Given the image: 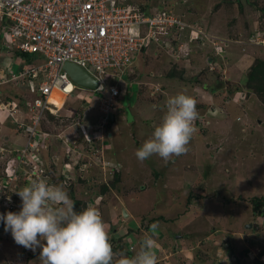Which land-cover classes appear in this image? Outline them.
Returning a JSON list of instances; mask_svg holds the SVG:
<instances>
[{"label": "rangeland", "instance_id": "rangeland-1", "mask_svg": "<svg viewBox=\"0 0 264 264\" xmlns=\"http://www.w3.org/2000/svg\"><path fill=\"white\" fill-rule=\"evenodd\" d=\"M124 1L127 5H148L153 12L168 8L182 13L185 20L200 26V31L208 37L207 42H190V37L196 38V33L189 32L186 40L174 49L169 45V50L162 51V44H154L150 51L156 50L157 53L153 57L138 53L130 68L105 70L106 85L117 86L121 94L115 104L116 120L102 136L91 127L99 118L96 109L102 93L76 88L75 95L63 97L62 102L70 106L76 102L78 107L86 108L88 114L83 121L86 123L65 125L61 122L56 126L45 117V128L55 133L57 139L63 130L71 127L75 134L69 137L75 140L80 137L81 127L90 124L87 126L86 148L81 151L70 146L71 152L76 151V158L71 153L68 155L66 150L74 161L80 151L83 162L78 159L76 163L86 166L79 170L75 163L67 165L63 162V140H55L51 146L44 143L38 152L39 162L35 164V171L28 170L35 161L31 156L25 164L18 166V172H24L23 177L18 173L15 176L11 174V179L6 177L9 193L6 188L0 194V214L21 210L22 201L17 199L21 198L15 192L33 180L44 179L49 183L39 168L46 170L48 165L53 166L50 157L53 156L56 159L52 185L62 186L70 198L69 186L73 185L82 201L90 202L100 211L113 247V240L121 239L118 240L119 245L125 243L126 236H130L126 245L135 255L140 251L142 238L151 235L156 241L153 250L157 264H254L264 246V218L255 220L249 199L252 193L253 196L264 197V104L254 94L250 98L245 96L242 81L251 65L257 59H264V30L258 31L264 16L256 9H264V0ZM188 9L194 10L195 15L189 14ZM200 35L199 39L202 33ZM0 46L1 76L7 77V68L11 64L16 65L12 76H19L24 67L39 65L43 60L38 55H31L32 62L26 63L17 57L9 36L1 26ZM5 70L6 73H2ZM89 71L96 73L91 66ZM216 73L220 74L222 84L218 86L217 83L220 90L216 96H209L202 85L211 84ZM193 77L200 78L198 88L195 84L199 83H194ZM13 83L6 86L14 87V91L18 88L17 95L31 93L29 83L24 93L21 81L15 82L14 86ZM178 93L196 97L199 118H205L206 134L197 127L198 118L194 122L196 131L186 154L169 162L158 156L139 162L136 150L151 138L154 128L162 122L167 111L166 101ZM58 95L61 96L60 93ZM88 95L95 96L90 105L83 99ZM203 103L205 107L201 106ZM61 107L57 106L58 109ZM8 109L0 104V122L4 121L0 123V172L7 171L10 158H15L16 154L19 156L14 159L15 163L21 161L18 152L22 154L28 142L26 133L17 129V123L9 122ZM239 109L247 113L234 122L231 114L237 118ZM22 110L19 107L17 112L22 115ZM63 115L66 117L64 112ZM81 139L84 140L82 136ZM58 154L60 158H57ZM113 166L121 172L118 190L111 189L107 195L96 197L91 186L98 194L101 185L114 179L115 172L110 170ZM60 169L68 170L65 182L58 177L61 176ZM8 198L15 202L10 204V210L6 203ZM152 224L157 225L154 232L147 227ZM132 227L140 232L130 234ZM226 242L235 247L233 254L223 245ZM246 249L249 250L247 254L244 253ZM199 250L200 256L197 257L195 254ZM41 251V248L32 251L17 245L10 232L0 230V264H40ZM34 252L37 254L33 259H26L28 253ZM261 261L264 263V258Z\"/></svg>", "mask_w": 264, "mask_h": 264}, {"label": "built area", "instance_id": "built-area-1", "mask_svg": "<svg viewBox=\"0 0 264 264\" xmlns=\"http://www.w3.org/2000/svg\"><path fill=\"white\" fill-rule=\"evenodd\" d=\"M0 25L14 50L43 59L39 65L24 67L19 76H12L14 80L20 79L26 90L29 83L28 90L35 95L30 116L32 124H17L19 129H25L28 142L20 154L21 161L13 166L14 176L18 166L31 156L35 161L28 170L35 171V164L39 162V155L33 150L37 128L46 112L54 111L55 105L50 101L53 90L71 97L78 88L63 70L65 64L74 63L88 71L91 66L96 70L94 74L89 72L99 84L90 91L100 92L102 96L98 102L99 118L93 129L102 136L108 131L121 94L117 86L106 85L104 71L130 68L138 53L144 54L153 44L163 42L174 28L195 32L196 38L190 37V42L202 33L183 22L171 9L150 14L133 4L127 5L124 0H0ZM39 75L42 77L34 84L27 81ZM0 104L8 107L1 101ZM39 170L45 173L44 168ZM10 175L6 170L0 172L1 195L6 188L9 193L5 180L6 177L11 179ZM9 199L6 203L10 210V204L15 202Z\"/></svg>", "mask_w": 264, "mask_h": 264}, {"label": "clouds", "instance_id": "clouds-1", "mask_svg": "<svg viewBox=\"0 0 264 264\" xmlns=\"http://www.w3.org/2000/svg\"><path fill=\"white\" fill-rule=\"evenodd\" d=\"M166 107L151 138L135 152L141 163L153 156L169 162L188 152L196 131L194 122L199 118L196 100L178 93L166 101ZM56 109L55 105L53 112ZM15 193L21 198V210L0 214V222L17 245L32 251L42 249L40 264H157L156 241L151 235L142 238L140 251L133 257L117 254L100 211L92 205L76 211L75 202L62 186L38 179ZM150 228L154 232L157 225Z\"/></svg>", "mask_w": 264, "mask_h": 264}, {"label": "trees", "instance_id": "trees-1", "mask_svg": "<svg viewBox=\"0 0 264 264\" xmlns=\"http://www.w3.org/2000/svg\"><path fill=\"white\" fill-rule=\"evenodd\" d=\"M135 7L137 8H140L141 10L143 11H147V13H150L152 12L151 8L148 6V5H145L143 7L140 6V4L138 3H134L133 4ZM242 7V5H240ZM256 7V6H255ZM170 8V7H169ZM257 10L261 11L262 12V15L261 16H264V9L263 8H260V7H256ZM166 10H169L168 8ZM162 10H160L161 12ZM242 12V10H241ZM176 13V12H175ZM188 13L189 14H192V15H195V11L192 10V9H188ZM177 17L180 18L181 20H184L183 22L187 23L191 28H195L196 30L199 31V25L196 24V23H193V22H188L187 20H185V17L183 16V14H178L176 13ZM1 26V25H0ZM261 29L264 30V17L261 21V26H260V29L258 31H261ZM201 30V29H200ZM188 30L187 29H180V28H174L171 32V35L168 37V38H164L163 42H161L160 44H162V51L164 50H169V47H173L176 48L177 46H179V44L181 45V43L184 42V40H186V36L188 34ZM206 34V33H205ZM203 35V32H202V37L201 39L199 35V38L196 39L195 42H198V43H202V44H205V42H207L206 39H208V37H206V35ZM188 37V36H187ZM192 42V41H191ZM193 43V42H192ZM158 44V45H160ZM168 44V45H167ZM170 45V46H169ZM155 45L153 44L149 49H146L144 51V57L146 56H151L153 57V55H155L157 53V51H153L151 52L150 50L154 47ZM222 48V47H221ZM14 53L16 54L17 57H19L21 60H25L26 63H31L32 62V57H31V54H28V53H22V52H19V51H16V50H13ZM161 52V51H160ZM154 53V54H153ZM216 76H214L213 78V82L210 84H203L202 85V89L206 92V93H209V96H216L218 93V91L220 90L219 87H217V83H218V86L220 84H222V82L220 81V74L219 73H216L215 74ZM40 77H42V75H39L37 78H31L27 81H30L34 84L37 79H39ZM40 80V79H39ZM38 80V81H39ZM200 78L199 77H193L192 81L194 83H199V84H195V86L198 88V86L201 85V82H199ZM17 81H21L20 79H17L15 82ZM14 82V83H15ZM242 83H244V87H245V96L250 98L251 96L256 95L257 98H259V102L263 103L264 104V59H257L250 67L249 71L244 75V79L242 81ZM193 90V89H192ZM195 90V89H194ZM142 91H143V88H142ZM140 92V91H139ZM242 94V93H241ZM240 94V95H241ZM0 95L1 94V90H0ZM2 97V96H1ZM0 97V98H1ZM191 97H193L194 99L196 98L194 95ZM3 99V98H1ZM10 99V97H9ZM9 99H4L5 100H9ZM12 99V97H11ZM15 100H17L18 102V108L21 107V108H24L25 110V116L23 115L19 121H17V119H15V121L17 122V124H21L23 126H26V125H30L32 124V119H31V115H32V106L34 104V99L30 98L29 100L26 99V96H21V95H17V98H14ZM1 101V100H0ZM203 107H205L204 103L201 105ZM17 108V109H18ZM234 113V112H233ZM247 112H244V111H241L239 109V113H237L238 117L237 118H233V114H231V119L236 122L238 120H241L244 115L246 114ZM243 114V115H242ZM45 117L47 118V120L49 121V123H55L56 126H60L61 125V122L65 123V125H68V124H72L73 122H82L83 120V112L82 110H78L75 115L73 117H68V118H62V117H58L57 115L47 111L46 114H45ZM65 119V120H63ZM115 122V121H114ZM114 122H110V125L108 128H111L112 124ZM197 127L201 128L200 130L202 131V133L206 134L207 132V128H206V124H205V118H199L198 121H197ZM19 130H22L23 132L26 133L25 129L22 128V129H19ZM209 131V130H208ZM110 132V131H109ZM37 133H38V137L35 139V147L33 148V150H37L39 153H40V148L41 146L44 145V143H47L49 146L52 145V143L57 140L59 141V138L57 137V139L55 138V133H52L51 131H49V129H46L45 128V121L44 119L41 121L40 125L38 126L37 128ZM199 133V132H198ZM27 137H28V134L26 133ZM84 136V135H83ZM82 136V137H83ZM53 138V141H51V139ZM84 140L81 139V136L80 137H77V140L74 142L75 145L79 146L78 148L83 151L85 147V145H88V138H86L85 136L83 137ZM87 141V142H86ZM56 142V141H55ZM60 143V147H61V142ZM81 145V146H80ZM59 147V148H60ZM62 150V149H60ZM65 152V150H62ZM18 154H21L20 152H18ZM52 155L54 153H51ZM63 160L66 161L67 163L70 162V159L68 158V155L66 153H63L61 156H63ZM14 156V155H13ZM16 156L18 157L19 155H15L14 157L16 158ZM21 156V155H20ZM42 156V155H41ZM52 157L51 160L53 161V166L54 165V158L53 156H50ZM15 158H10L9 160V164L7 165V171L10 174L13 173V166L17 163H15L14 159ZM57 158H60V155L58 154ZM81 159L80 161L83 162L82 158L80 156H78V159ZM80 164H77L76 163V167L77 169L79 170H82L80 167L82 166H86L84 163H81ZM14 164V165H13ZM13 165V166H12ZM53 166H50L48 165L46 170H45V178L49 180V184H53L54 181L52 180L51 178V175L53 174ZM113 173L115 172V175H114V179L110 182V183H104L103 185H101V188L100 190L98 191V194L96 192V188L91 186V191L92 193H94V195H96V197H103L105 195H107V193L111 190V189H117L118 190V185L120 184V181H121V172L118 168H115L114 166L111 167L110 169ZM57 172V171H56ZM58 173V172H57ZM18 174H20L21 177L24 176V172L21 170L18 172ZM157 174V173H156ZM57 177V176H56ZM59 178H62L63 181L65 182L67 179V175L66 174H61V176H58ZM57 177V178H58ZM89 179V178H88ZM29 181V180H28ZM27 181V182H28ZM82 182H84L82 180ZM69 188H71V198L72 200L75 202L76 204V207H75V210L76 211H82L84 210L88 205H90V202H84L82 201L83 199L78 196L75 192V190H73V185H70ZM252 193V192H251ZM93 195V194H92ZM250 195V193H249ZM254 194L252 193V197L249 199L250 202H251V209H252V213L255 215V220H258V219H263L264 218V197H257V196H253ZM241 197L240 198H244V196L240 195ZM17 198V197H16ZM18 200H21L19 198H17ZM17 200V201H18ZM148 228L150 226H147ZM5 228V225L3 222L0 223V230H4ZM130 234L132 233H139L140 230L139 229H130L129 230ZM126 241H128L130 239V236H126ZM119 239L117 240H113V243L115 244V246L113 247V250L114 252H116L117 254L123 252L125 253L128 257H132L134 255L133 251L129 250L128 249V246L126 245V241L125 243L123 244H117L119 241ZM132 240V239H131ZM196 239L193 240V242H195ZM230 243V242H229ZM228 242L224 243L223 245L226 247V249H228L230 251V254H233L235 251V247L234 246H230ZM231 244V243H230ZM175 246V245H174ZM224 246H223V249H224ZM173 249H175V247H173ZM200 253V250L198 253L195 254V256L199 257ZM244 253L247 254L249 253V250L246 249L244 250ZM35 254L37 253H28V255L26 256V259H33L35 257ZM118 256V255H117ZM261 258H264V246L262 248V250L259 252V255L257 257V259L255 260L254 264H264L262 261H261ZM235 258L233 257V260ZM185 264V263H184Z\"/></svg>", "mask_w": 264, "mask_h": 264}, {"label": "crops", "instance_id": "crops-1", "mask_svg": "<svg viewBox=\"0 0 264 264\" xmlns=\"http://www.w3.org/2000/svg\"><path fill=\"white\" fill-rule=\"evenodd\" d=\"M0 48H1V46H0ZM14 67H16V65L15 66H13V64H11L8 68H7V77H5V76H1V75H3V74H0V90H1V94L2 95H0V97L1 98H3V99H1L0 98V100H1V102H3L4 104H7L8 105V108L10 107V105H12V108H9L8 109V111H9V116H10V119H9V122H11V123H13V125H15L16 124V122H15V119H17L18 118V120H20V118L24 115L25 116V110H24V108H23V110H22V115H20V113L19 112H17L18 111V109H14L13 110V108H14V106L15 105H17L18 104V102H17V100H15L14 98H17V92L19 91L18 90V88H17V91H14V87H7L6 86V84H8V83H11V82H15L16 80H14V79H12V71H13V69H14ZM2 73H6V70L4 71V72H2ZM14 75V74H13ZM3 85H5L6 87L5 88H3L2 86ZM13 86H14V83H13ZM26 91V88L24 87V90H22V92L24 93ZM15 93V94H14ZM57 93H60L61 94V99H60V101H59V103L60 104H63V106L61 107V108H57V110H56V112H51V113H53V114H55V115H57L58 117H62V118H68V117H73L74 115H75V113L78 111V110H82V112H83V120H82V122L81 123H86V122H83L84 121V119H86L85 118V115H87L88 113V111L86 110V108L85 107H83L82 105H80V107H78L77 106V104H76V102H75V105L74 106H70V105H68V103H65L64 101L62 102V100H63V94L60 92V91H57ZM75 95V94H74ZM26 96V99H30V98H32V99H34L35 98V95L34 94H32V93H28V95H25ZM9 97H10V99H9ZM11 97H12V99H11ZM65 97V96H64ZM94 95H88V96H85V97H83V99H85V102H86V104H88V105H90V104H92V101H93V99H94ZM68 98H70V97H68ZM4 99H9V100H5L4 101ZM12 103H14V104H12ZM99 104V103H98ZM90 109V108H89ZM96 110H98V107H97V109ZM2 112H4V111H2ZM63 112L65 113V116L66 117H64V115H63ZM68 112H70L71 113V115L70 116H68ZM63 115V116H62ZM1 122H4V121H1ZM0 122V123H1ZM15 123V124H14ZM87 126H91L90 124L89 125H83L82 127H81V134H80V136H85L86 137V134L88 133V131H87V133H86V130H87ZM92 128H93V126H91ZM18 129V128H17ZM16 132H18V131H16ZM75 134V132H74V129H72L71 127L70 128H67L66 129V131L65 130H63V132L61 133V135H59L58 136V138H59V140L61 141V140H63V144H62V148H63V150H65V153L67 154V151L66 150H68V155H70L69 153H71V154H73L74 155V157L76 158V156H75V150H73L72 152L70 151V146H74V147H79V146H77V145H72L73 144V142H75L77 139H75V140H72V139H70V137L71 136H73ZM96 134H98V133H96ZM96 134H95V136H96ZM15 135H17V137H18V133H16ZM110 135H112V133H109V136ZM70 136V137H69ZM83 136V137H84ZM7 138V137H6ZM87 138V137H86ZM19 139V138H18ZM7 140H8V138H7ZM17 142H19L18 140H17ZM64 144H66L65 145V147H64ZM80 150V149H79ZM77 153H78V151H77ZM79 156L82 158V154H81V152L79 151ZM68 158L70 159V162H66V161H63L65 164H67V165H69V164H73V163H75L76 164V160H78V156H77V159L74 161L73 160V156H68ZM54 159H56V158H54ZM80 159V158H79ZM68 170H64V169H60L58 172L60 173V174H66V172H67ZM131 238V237H130ZM135 245V244H134ZM136 246V245H135Z\"/></svg>", "mask_w": 264, "mask_h": 264}, {"label": "water", "instance_id": "water-1", "mask_svg": "<svg viewBox=\"0 0 264 264\" xmlns=\"http://www.w3.org/2000/svg\"><path fill=\"white\" fill-rule=\"evenodd\" d=\"M63 70L68 74L73 83L81 89L94 90L99 82L86 68L78 66L74 63H67L64 65ZM111 122L115 121L114 114L110 117ZM127 216V213L124 212Z\"/></svg>", "mask_w": 264, "mask_h": 264}, {"label": "bare ground", "instance_id": "bare-ground-1", "mask_svg": "<svg viewBox=\"0 0 264 264\" xmlns=\"http://www.w3.org/2000/svg\"><path fill=\"white\" fill-rule=\"evenodd\" d=\"M62 94H63V93H62ZM53 95H54V96H53ZM51 96H52L53 98H55V96H56L59 100L61 99V96L58 95L57 90H53ZM51 96H50V101L54 103V100H53V98H52ZM63 97H64V95H63ZM55 100H56V98H55ZM56 103H57V106H58V105H59L60 107L63 106V105L60 104L59 101H57V100H56ZM54 105H55V103H54ZM56 110H57V109H56Z\"/></svg>", "mask_w": 264, "mask_h": 264}]
</instances>
